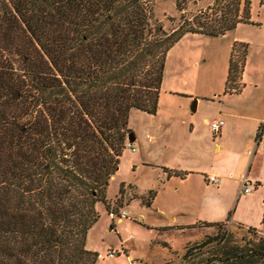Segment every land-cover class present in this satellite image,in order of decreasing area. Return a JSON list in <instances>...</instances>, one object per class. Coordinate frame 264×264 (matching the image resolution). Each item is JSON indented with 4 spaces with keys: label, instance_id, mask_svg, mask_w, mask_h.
Returning <instances> with one entry per match:
<instances>
[{
    "label": "trees",
    "instance_id": "16d2710c",
    "mask_svg": "<svg viewBox=\"0 0 264 264\" xmlns=\"http://www.w3.org/2000/svg\"><path fill=\"white\" fill-rule=\"evenodd\" d=\"M190 1L175 0L168 29L146 0H0V264L98 260L87 247L97 203L118 214L106 188L130 110L156 114L169 50L188 33L254 23L251 0H198L186 14ZM247 55L248 43L232 44L224 93L242 91ZM223 222H203L216 233L189 242L180 264H264V235L237 238Z\"/></svg>",
    "mask_w": 264,
    "mask_h": 264
},
{
    "label": "rangeland",
    "instance_id": "374dc122",
    "mask_svg": "<svg viewBox=\"0 0 264 264\" xmlns=\"http://www.w3.org/2000/svg\"><path fill=\"white\" fill-rule=\"evenodd\" d=\"M146 1L152 7L153 20L162 21L168 29L178 25L180 12L177 11L175 0ZM191 1L184 10L186 14L201 8L198 0L196 3ZM251 6V20L254 23H241L234 30L218 37L188 33L176 42L166 57L156 114L133 108L130 110L128 126L130 132L137 135V139L131 141L136 150L127 144L120 167L106 188L111 207L114 206L118 214L122 210L128 211V214L121 215L119 221L118 214L113 218L104 203H97L100 217L87 236V246L104 255L95 264H131L132 261H136V264H180L189 242L216 233V226L208 227L203 222L187 230L179 229L172 225L176 222H172L167 214L154 208L161 205L171 210L174 203H184L180 198L183 193L178 194L173 189V183L166 182L161 167V163L173 165L177 162L174 153L183 135L189 146L181 151L183 156L190 153L191 147L199 146L208 151L207 156L203 157L208 162V155L213 153L210 141L213 134L206 117L212 120L220 109L218 95L225 88L232 44L239 39L249 42L251 63L261 58V55L264 57V53L257 54L264 51L261 48L264 43V5L260 4V0H251ZM170 17L175 20H170ZM196 97L202 99L198 112L192 108ZM192 118L196 127L194 133L188 135ZM168 125L169 130L166 129ZM194 153L190 160L195 158ZM144 160L153 164H147ZM151 190L155 191L151 200L153 206L145 202ZM139 215L142 217L139 218ZM223 224L225 228L237 232V238L245 235L257 239L264 235L258 229L257 233L255 230L247 231L248 227L239 223ZM110 248H117L120 254L109 256Z\"/></svg>",
    "mask_w": 264,
    "mask_h": 264
},
{
    "label": "crops",
    "instance_id": "0c3cea01",
    "mask_svg": "<svg viewBox=\"0 0 264 264\" xmlns=\"http://www.w3.org/2000/svg\"><path fill=\"white\" fill-rule=\"evenodd\" d=\"M246 43L249 49L250 43ZM261 48L264 50V43ZM260 53L263 54L264 51L257 54ZM250 55H247L242 75L245 84L242 91L219 94L218 101L221 106L218 113L212 120L206 117L210 130L211 122L224 120L218 133L211 130L214 137L210 136L213 153L211 156L208 155V162L203 159L208 151L199 146L191 147L190 153L183 156L181 151L189 147L183 135L174 153L177 162L173 165L161 163V167L189 172L181 178L168 176L163 170L166 182L173 183V189L178 194L183 193L180 198L184 203H174L171 210L161 205L155 206L154 209L167 214L172 222H176L172 224L173 226L187 230L198 222L224 221L240 223L245 227H256L264 233V57L261 55V58H256L251 63ZM201 102L202 99L196 97L193 110L198 112ZM194 121L192 118L189 123L188 135L194 133L196 127ZM169 127L168 125L166 129L169 130ZM133 134L136 140L137 135ZM193 153L195 158L190 160ZM179 155L183 158H178ZM209 175L218 176L219 183L210 185ZM244 179L251 182L248 192H244L247 186ZM141 217L139 215V218ZM121 219L122 217L118 220ZM124 250L127 251V248L124 247Z\"/></svg>",
    "mask_w": 264,
    "mask_h": 264
},
{
    "label": "built area",
    "instance_id": "2783aa9c",
    "mask_svg": "<svg viewBox=\"0 0 264 264\" xmlns=\"http://www.w3.org/2000/svg\"><path fill=\"white\" fill-rule=\"evenodd\" d=\"M223 122H224L223 119L217 120V121H215V122H211V123H210V127H211L212 132H214V133H218V132L220 131V127H221V125L223 124ZM128 145H129L130 147H132V149H133L134 151L136 150V148L132 145V142H131V141H128ZM208 179H209V181H210L211 183H214V184H218L219 181H220L219 177L216 176V175H212V176L209 175V176H208ZM244 182H245V185H247V186H245V188H244V192H248V191L250 190L251 182H250L249 180H247V179H244ZM127 214H128V211H126V210H122L121 213H120V215H119V218L122 217L121 215H127ZM111 215L115 218L114 213H112ZM118 254H120V251H119L117 248H115V249L110 248V249L108 250V255H109V256H113V257H115V256L118 255ZM103 256H104V255H102V254H100V253H99V255H98L99 258H101V257H103ZM131 264H136V261H132Z\"/></svg>",
    "mask_w": 264,
    "mask_h": 264
},
{
    "label": "water",
    "instance_id": "95a60500",
    "mask_svg": "<svg viewBox=\"0 0 264 264\" xmlns=\"http://www.w3.org/2000/svg\"><path fill=\"white\" fill-rule=\"evenodd\" d=\"M133 136H134V134H133L132 132H130V133L127 135L128 140L133 142V141H134V137H133Z\"/></svg>",
    "mask_w": 264,
    "mask_h": 264
}]
</instances>
